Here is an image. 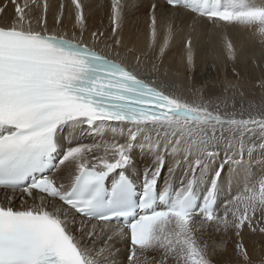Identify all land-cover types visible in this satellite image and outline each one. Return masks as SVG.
<instances>
[{
    "label": "snow or ice",
    "instance_id": "1",
    "mask_svg": "<svg viewBox=\"0 0 264 264\" xmlns=\"http://www.w3.org/2000/svg\"><path fill=\"white\" fill-rule=\"evenodd\" d=\"M129 6L110 0L108 29L90 31L84 0L61 2L52 26L47 0H0V188L12 192L0 201V264H117L121 238L120 264H214L200 239L209 230L234 232L230 264H252L241 237L264 236V180L259 196L222 209L216 194L226 165L240 184L255 179H244L252 159L243 150L250 137L264 141V97L238 111L234 97L205 99L206 86L178 83L163 65L180 36L181 61L193 67V39L209 26L233 61L243 49L230 29L264 47V0H152L142 44L125 39ZM66 11L71 32L61 30ZM85 130L120 133L123 142L65 136ZM137 149L146 158L138 201L126 174ZM259 167L264 174V159ZM226 243L217 247L226 252Z\"/></svg>",
    "mask_w": 264,
    "mask_h": 264
},
{
    "label": "bare ground",
    "instance_id": "2",
    "mask_svg": "<svg viewBox=\"0 0 264 264\" xmlns=\"http://www.w3.org/2000/svg\"><path fill=\"white\" fill-rule=\"evenodd\" d=\"M42 4L44 0H39ZM50 6V13L48 15L49 25L52 26L53 15L58 12V5L63 2L65 5L69 3V0H47ZM152 0H128L129 3V15L127 18L126 25L123 29V33L126 40L131 41L132 43H143L145 39V19L148 5ZM84 3L89 5L87 9V15L89 19L87 21V26L90 31H95L97 28H102V30H107L109 27V20L106 15L108 5L110 0H84ZM191 21H189V24ZM64 25L69 32L72 31V23L68 19L67 11L65 13ZM177 25L183 28L184 33L188 32V28L181 24L180 21H177ZM86 37L89 36V33H85ZM230 38L237 44L238 48H242L243 52L236 61H233L229 58L226 50H224L219 44V37L216 34L215 30L209 26L208 35L204 37L202 41H198L195 37L193 39V47L197 51L195 58V64L191 68L185 67V64L181 61V55L183 53V48L181 46V37L177 36L173 42L170 43L171 50L167 53V56L164 59L163 67L169 69L170 73L174 78H177L178 83L189 84L194 88H201L206 86L204 95L205 99L215 96H227L229 98L235 99L236 109L241 110V104L243 103V110L245 113L249 111V103L253 106L261 103V98L264 97V88H260L259 84L262 79H264V64L263 65H252L250 67L240 66L241 63L246 61L250 54L259 55L264 52V47L259 43V40L253 41L248 33L240 32L235 29L229 30ZM90 38V37H89ZM162 39V36H161ZM132 43H129V47L132 46ZM209 47L215 49L214 55H208L205 50ZM208 49V50H209ZM249 52V53H246ZM214 59L217 63L222 65V76L219 81V88L212 86L208 88L205 82L200 81L202 78L197 79L196 70L198 68H205L211 58ZM212 60V59H211ZM230 60V61H229ZM229 61V62H228ZM264 61V60H263ZM237 63L231 67L226 68V65L231 63ZM261 66V67H260ZM216 72V71H215ZM198 81V82H197ZM198 83V84H197ZM236 85V87H232ZM227 89V91H225ZM243 94V98H242ZM191 99V96L188 97ZM229 103H232V99H229ZM232 111L231 108L228 109ZM71 135H76L78 139H81V142L87 144H110L112 142H123L120 133H112L110 130H106L102 133H92L91 131H82L80 133H65L66 138H70ZM126 135V130H125ZM264 144V141L259 139V136L250 137L248 140L247 147L243 150V159L248 161L251 157L252 159V168L248 171L247 176L244 177L245 180L253 177L252 183L240 184L237 170L235 168L230 169L229 166H225L223 172L221 173L220 185V209L223 208V205L229 200L234 199L237 196H245L246 194H255L256 196L260 195L261 189V180H264V174L261 173L259 167L260 161L264 159V156L261 155L260 147H253V145ZM102 154V153H100ZM224 156L223 152H220V159ZM145 156L139 153V150L134 154L132 171L138 174L139 179H143V172L146 167ZM237 159H240L238 156ZM219 161H217V164ZM215 166V165H214ZM179 175V170H177ZM167 176V167L164 168L162 172V182ZM174 186H178V175L172 177ZM12 195L11 192H4L0 195V201L5 198V195ZM15 202L19 204L20 193L17 192ZM28 199L27 196L24 197ZM31 203V200H29ZM222 238L231 239L229 242L226 240V252L223 249L218 248L217 246L221 243ZM201 242L208 246V251L212 256L214 264H229L231 261L237 259L233 249L236 242V237L234 232H229L227 236H224L222 233L206 231L201 237ZM243 242L249 249L252 260H260L264 257L261 254L264 253V243H261V240H264V236L252 235L247 230L244 232V235L241 237ZM117 248L120 251V255L116 257L117 264H120L124 260V252L126 251L125 244L123 243V238L117 243ZM216 248V251L213 249ZM152 254L149 253V258ZM257 257V258H255Z\"/></svg>",
    "mask_w": 264,
    "mask_h": 264
},
{
    "label": "rangeland",
    "instance_id": "3",
    "mask_svg": "<svg viewBox=\"0 0 264 264\" xmlns=\"http://www.w3.org/2000/svg\"><path fill=\"white\" fill-rule=\"evenodd\" d=\"M208 49H209V47L206 48L205 52L208 55H210ZM246 53H249V52H246ZM249 54H250V57L246 61L241 63L240 66L250 67V66H252L254 64L257 65V66L259 64L260 65L264 64V61H263L264 60V52L262 54H259V55H254V54H251V53H249ZM211 59H210V61L208 62L207 66L205 68H198L196 70L197 79L198 78H202V80H200V81H203L207 85H209L208 88H210L212 86H216L217 88H219V81L221 80V76H222V65H220L219 63L214 61L213 58H211ZM234 64H235V66L237 65L236 62L235 63H231L230 65H226V68H231ZM222 239H225L228 242L231 240L229 238H222ZM261 256L264 257V253L261 254ZM255 258H257V257H255ZM261 261H264L263 258H260V260H257V261H256V259H254V260H252V264H261Z\"/></svg>",
    "mask_w": 264,
    "mask_h": 264
}]
</instances>
